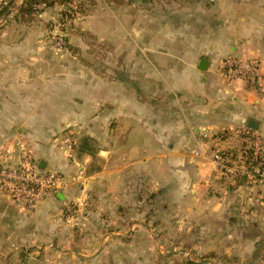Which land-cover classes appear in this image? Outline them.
I'll list each match as a JSON object with an SVG mask.
<instances>
[{
  "label": "crops",
  "instance_id": "obj_1",
  "mask_svg": "<svg viewBox=\"0 0 264 264\" xmlns=\"http://www.w3.org/2000/svg\"><path fill=\"white\" fill-rule=\"evenodd\" d=\"M22 3L14 0L0 25V116L82 119L72 151L51 144L49 135L62 130L42 125L46 136L33 147V158L68 186L26 213L38 235L41 221L55 218L59 206L70 199L88 203L93 196L97 206L84 205L78 224L110 232L30 236L24 243L55 252L26 254L20 264H218L219 256L237 260L245 254L248 264H264V184L224 180L211 159L215 148L238 150L242 131L264 140V99L251 85L226 82L219 72L224 59L238 58L256 61L264 77V0H147V21L161 17L162 29L149 27L144 47L135 41L130 51H113L111 67L97 73L92 65L60 63V50L45 46L60 6L42 8L24 24L17 15ZM171 4L179 7L176 25L170 24ZM130 13L131 38L138 39L139 7L132 5ZM223 131L229 137L218 141ZM2 200L23 210L0 193ZM140 208H156L167 238L124 236L140 226ZM15 240L0 238V246ZM14 259L0 253V262Z\"/></svg>",
  "mask_w": 264,
  "mask_h": 264
},
{
  "label": "rangeland",
  "instance_id": "obj_2",
  "mask_svg": "<svg viewBox=\"0 0 264 264\" xmlns=\"http://www.w3.org/2000/svg\"><path fill=\"white\" fill-rule=\"evenodd\" d=\"M146 2L147 0H123L122 3L118 4L112 0H93L91 2L84 0L78 8V10L81 9V12H78L77 16H60L57 22L47 26L45 46L52 50H60V63L71 62L92 65L96 73L102 71L103 67H111L110 64L114 62L113 51L116 49H128L130 51V48L135 46V41L139 47H144L147 44V29L149 27L162 29L164 23L161 17L157 18L155 23L147 21ZM132 5L134 7L138 6L140 12L138 39L131 38L130 24L132 22L129 16L131 15L130 9ZM169 7V11L172 14L170 24L176 25L179 19V15L177 14L179 7L174 4H171ZM174 14L175 17H173ZM149 40H152V38ZM75 72L82 73L78 69H75ZM126 73L123 72L124 76L127 75ZM73 121L62 118L14 119L0 116V164L4 160H17L23 154L31 157L35 162L36 160L33 158L32 153L34 151L33 147L39 146L38 141L46 136L41 132L45 124H48L46 129L62 130L49 135L51 144L55 148L71 151L72 149H77L82 136V119L76 118ZM65 122H67L68 127L64 126ZM67 145H70V148ZM64 183L66 184L63 188L65 190L68 184L65 181ZM80 185H76L78 194L81 193L79 190ZM89 200L87 198L82 203L70 199L69 202L59 206L55 211V218L52 217V220L45 219L41 221L45 226L43 231L38 235L35 234L36 224L33 223V218L30 214L26 213V210L21 211L19 207L2 200L0 204V208L2 209V212H0V238L16 240L10 245L0 246V253H10L18 256V259L10 262H0V264H20V259L22 257L25 258L26 254L37 255L41 254L43 250L45 252H55L53 247L50 246L48 248H39L37 244L29 245L28 243H24L25 239H28L30 236L32 241H34L35 237L60 239L72 236L84 237L88 234L99 237L106 236L110 232L107 228L97 226L93 227L94 229L86 230V228L82 229L83 226L81 224H78L84 216L82 209L85 206H92V208L97 206L93 196L91 201L87 203ZM155 211L156 208L153 211L143 212V209L140 208L138 219L140 226L137 230H130L124 236L129 237L133 235L140 241L151 238H167L169 231L159 229L158 224L161 221L155 218ZM102 221H104V217H102ZM151 224H153V227H151ZM28 227L30 229L24 231ZM190 233H193V230ZM179 236L178 232L174 235L176 239ZM52 244L56 245V242L54 241ZM182 247L185 248L184 246ZM240 251L246 253V249L243 251L240 249ZM219 257L221 261L218 264H248L246 262V254L243 258L241 257L237 260Z\"/></svg>",
  "mask_w": 264,
  "mask_h": 264
},
{
  "label": "built area",
  "instance_id": "obj_3",
  "mask_svg": "<svg viewBox=\"0 0 264 264\" xmlns=\"http://www.w3.org/2000/svg\"><path fill=\"white\" fill-rule=\"evenodd\" d=\"M84 0H71L64 8L70 17L78 15V8ZM8 0H0V6ZM220 75L226 82L236 80L251 85L260 98L264 99V77L259 75L258 63L254 60L226 58L221 62ZM238 150L213 149L212 161L217 165L219 177L229 182L264 184V140L248 131L238 133ZM222 141L221 137H217ZM70 148V145H67ZM200 155V151L195 152ZM66 186L60 173L41 170L26 154L17 160H4L0 164V193L22 207L33 211L49 194Z\"/></svg>",
  "mask_w": 264,
  "mask_h": 264
},
{
  "label": "trees",
  "instance_id": "obj_4",
  "mask_svg": "<svg viewBox=\"0 0 264 264\" xmlns=\"http://www.w3.org/2000/svg\"><path fill=\"white\" fill-rule=\"evenodd\" d=\"M13 1L14 0H8V5L6 6H0V19L7 13V11L11 10L13 7ZM71 0H23L22 6L17 11V15L20 18V21L24 24H29L32 22L37 15L40 12V9L42 8H49L54 5L61 7V16L70 17L68 11H65L64 8L68 2ZM87 1H93V0H85ZM114 3H122L123 0H112ZM81 9L78 10V12ZM83 12V11H82ZM216 137H221V139H226L229 137L228 133L226 132H220Z\"/></svg>",
  "mask_w": 264,
  "mask_h": 264
},
{
  "label": "water",
  "instance_id": "obj_5",
  "mask_svg": "<svg viewBox=\"0 0 264 264\" xmlns=\"http://www.w3.org/2000/svg\"><path fill=\"white\" fill-rule=\"evenodd\" d=\"M13 12V10H9V11H7V13L0 19V25L1 24H3L4 22H6L7 21V19H8V17L10 16V14ZM206 63V61L205 60H202L201 61V66L202 67H200V69H204V64ZM249 128L250 129H253L252 127H251V123H249Z\"/></svg>",
  "mask_w": 264,
  "mask_h": 264
}]
</instances>
